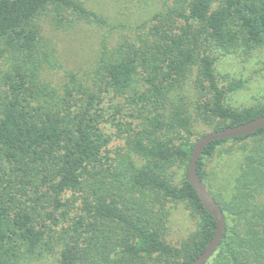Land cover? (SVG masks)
Instances as JSON below:
<instances>
[{"label": "trees", "instance_id": "trees-1", "mask_svg": "<svg viewBox=\"0 0 264 264\" xmlns=\"http://www.w3.org/2000/svg\"><path fill=\"white\" fill-rule=\"evenodd\" d=\"M115 1L148 15L114 24L83 0H0V264H190L216 233L187 177L174 183L175 168L204 136L193 141L196 122L215 131L264 115V105L226 104L240 85H220L214 55L264 47V0ZM94 25L108 35L93 60L60 68L54 36ZM138 75L146 90L132 102L148 115L111 157L104 97L126 93ZM194 75L202 99L191 111L171 95ZM229 142L244 159L229 199L210 192L226 230L206 264H264V128L208 145L198 174L205 183L206 162ZM169 201L197 220L179 245L161 226Z\"/></svg>", "mask_w": 264, "mask_h": 264}, {"label": "rangeland", "instance_id": "rangeland-1", "mask_svg": "<svg viewBox=\"0 0 264 264\" xmlns=\"http://www.w3.org/2000/svg\"><path fill=\"white\" fill-rule=\"evenodd\" d=\"M83 1L93 9L104 13L108 20L114 24L126 22V20L140 22L148 15L146 11L132 13L124 8L120 1ZM104 35H108L107 32L97 25L78 29L68 35L56 34L53 53L58 60L59 67L62 69L76 68L81 65L87 67L93 60ZM214 55L217 57L215 72L220 85H226L229 82L240 85L238 90L228 93L226 104L240 110L264 105V47L249 48L245 46L233 53L216 52ZM62 75L63 73L54 74L51 79L60 81ZM196 81L197 76L194 75L184 89L172 93V101H176L178 95L185 96L187 106L193 111L202 99L201 94L196 90ZM145 90V83L138 75L133 86L126 93L107 92L105 94L102 104L104 119L101 127L104 133L110 137L107 149L111 152V157H114L116 152L125 149L127 129L140 130L142 128V123L148 112L144 106H141V102L133 103L132 100L138 99L137 95ZM193 131L195 136L192 139L195 141L199 136L210 133L212 129L204 123L196 122ZM243 159L244 152L240 149L239 144L229 142L222 146L214 157L206 162L204 184L208 191L213 194L221 193L229 199ZM188 166L189 162L175 168L174 183L176 185H180L187 177ZM5 168L6 165L0 158V172ZM165 209L161 226L165 227L171 243L179 245L196 232L197 220L193 218L183 203L169 201L166 202ZM39 221L41 222V219ZM47 224L49 225L50 222L47 221ZM21 264H56V260L50 257Z\"/></svg>", "mask_w": 264, "mask_h": 264}, {"label": "water", "instance_id": "water-1", "mask_svg": "<svg viewBox=\"0 0 264 264\" xmlns=\"http://www.w3.org/2000/svg\"><path fill=\"white\" fill-rule=\"evenodd\" d=\"M263 128L264 115L240 125L212 131L204 135L196 142L187 170V180L197 192L206 211L209 212L216 220L217 230L204 252L190 264H206L219 248L226 230V219L224 212L210 194L206 188V185L198 174V161L200 157L202 156L206 147L215 141L248 136Z\"/></svg>", "mask_w": 264, "mask_h": 264}]
</instances>
